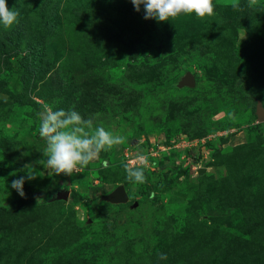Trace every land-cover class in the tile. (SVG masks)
I'll return each instance as SVG.
<instances>
[{
    "label": "rangeland",
    "instance_id": "obj_1",
    "mask_svg": "<svg viewBox=\"0 0 264 264\" xmlns=\"http://www.w3.org/2000/svg\"><path fill=\"white\" fill-rule=\"evenodd\" d=\"M6 2L20 16L0 24V264H264V0L169 22L131 0ZM45 106L126 142L54 176ZM141 152L134 184L123 165ZM29 171L22 198L11 182ZM120 185L128 201L111 203Z\"/></svg>",
    "mask_w": 264,
    "mask_h": 264
},
{
    "label": "clouds",
    "instance_id": "obj_2",
    "mask_svg": "<svg viewBox=\"0 0 264 264\" xmlns=\"http://www.w3.org/2000/svg\"><path fill=\"white\" fill-rule=\"evenodd\" d=\"M131 3L137 12H140L143 6L145 20L157 22H169L181 16L191 15L205 18L214 14L213 0H131ZM19 16L16 7L9 9L6 0H0V24L11 28L19 23ZM38 131L46 145L43 156L47 159L41 163L51 169L54 176L71 177L79 174L81 169L96 160L101 152L111 151L123 145L127 139L123 134H116L103 126L94 125L92 119H85L75 110H54L51 106H45L40 114ZM123 166L130 182L146 183L145 169L149 166L146 154L138 153L131 166L129 163ZM11 175L17 174L13 172ZM36 178L35 171H29L12 180L11 188L24 198L25 181ZM38 201L40 199H37Z\"/></svg>",
    "mask_w": 264,
    "mask_h": 264
},
{
    "label": "water",
    "instance_id": "obj_3",
    "mask_svg": "<svg viewBox=\"0 0 264 264\" xmlns=\"http://www.w3.org/2000/svg\"><path fill=\"white\" fill-rule=\"evenodd\" d=\"M195 78L191 73H187L186 77L181 81L179 84L180 87H194L195 86ZM257 114H258V120L263 122L264 121V109L261 107V105H258L257 107ZM60 197V195L58 196ZM67 195L65 194V198ZM108 200L111 203H126L128 201V195L126 193V190L123 185H120L116 188V190L108 196Z\"/></svg>",
    "mask_w": 264,
    "mask_h": 264
},
{
    "label": "trees",
    "instance_id": "obj_4",
    "mask_svg": "<svg viewBox=\"0 0 264 264\" xmlns=\"http://www.w3.org/2000/svg\"><path fill=\"white\" fill-rule=\"evenodd\" d=\"M243 60H244V64H245V66L248 67V68L246 67V77H249L250 74H251V73H250V69H249V67H250V61H249V60H246V59H244V58H243Z\"/></svg>",
    "mask_w": 264,
    "mask_h": 264
}]
</instances>
